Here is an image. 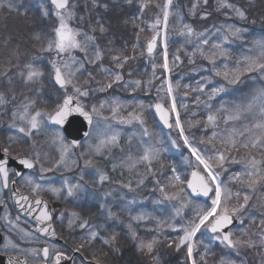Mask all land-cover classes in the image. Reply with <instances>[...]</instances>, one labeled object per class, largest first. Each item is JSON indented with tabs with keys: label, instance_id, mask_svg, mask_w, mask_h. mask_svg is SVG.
Wrapping results in <instances>:
<instances>
[{
	"label": "trees",
	"instance_id": "trees-1",
	"mask_svg": "<svg viewBox=\"0 0 264 264\" xmlns=\"http://www.w3.org/2000/svg\"><path fill=\"white\" fill-rule=\"evenodd\" d=\"M229 2L244 9L246 19H239L230 9L217 10L218 0H208L206 5L203 0L199 2L173 0V5L170 7L172 14L169 18L166 39L169 65L172 69L170 79L174 87L173 95L176 97L185 135L189 137L191 145L206 157L214 155L217 151H225L226 145L222 141H227L230 136L240 141L236 135L237 130L245 129L261 120L258 104L250 112L241 113L239 119L228 120L227 117L233 115V108L236 110L237 106H246L252 96L260 88H264L262 74L245 73L235 84L225 83L221 75L224 72L231 74L234 68H240L241 65L242 70L244 63L236 62L242 55L244 57L260 55V49L255 41L264 40V0H229ZM9 3L12 5L11 8L8 7ZM163 3L164 0H95V3L93 0H79L77 9L80 11V17L84 19L74 23V26H80L97 36L96 43L104 52L102 63L105 67H114L111 57L118 53L135 57L130 59L122 70L124 81L105 92L100 91L96 99L98 104L101 101L106 102L103 106L105 115L110 113L113 99L123 101V111L142 114L143 125L150 131L149 143L151 142V145L159 150L155 163L162 162V170L157 171L156 174L149 173L144 186L126 190L121 186L127 181L124 176L123 157L131 154L133 158H140L144 155V149L146 150L144 145L147 144L145 143L147 136H142L141 129L135 127V121L130 123L131 127L128 125L125 129H119L121 135L117 144L109 146L108 149L103 148L99 153L94 152L97 141L93 135H90L89 139L84 141V145H86L87 161L91 163L87 164L88 166L85 164L84 168L80 166L83 158L75 159L73 155L71 160H65L63 165L56 166V161L60 158L52 140V132L58 128L48 124L45 117L42 127L33 130L31 137H26L24 133L18 131L19 126L25 125L18 117L13 121V111L21 112L23 105L30 100L36 102L29 108L33 113L36 110L49 113L57 105L58 89L49 77L51 60L55 58V54L45 50L51 25L56 21L53 18L54 11L48 17L43 15L45 10L53 9L47 0H0V5H3L0 7V94H3L5 99V103L0 104V139L6 146L11 145L14 149L13 155L39 152L43 160V154L51 152L56 154L54 163L48 161L44 166L51 168L52 171L42 174L45 177L43 184L46 188L49 186L60 188L61 192L57 196L51 191H43V195L53 204L69 206V209L62 206V210L65 211L66 218L73 221L74 234L78 240L77 247L83 244L80 249H89L91 258L102 264H190L186 257V248L181 247L177 250L174 242L183 235L179 230L180 227L194 218L198 206L206 207L211 204L212 194L206 200L193 199L185 189L189 168L196 162L195 157L179 138L178 130L175 127L164 129L158 124L149 108H144L141 113V109L137 107L142 102L149 106L156 100L162 101L165 107L170 106L168 95L161 99L159 94L154 93L151 84L153 80L151 61L155 59L159 67L163 63L159 41L152 56L146 55L143 49L144 41L154 34L148 25L154 22L156 15L160 14L156 4L163 5ZM194 3H197V9L193 15L190 9ZM143 4H147V7L142 9ZM104 5H107V8ZM204 13L208 15L205 17ZM133 19L135 24L132 22ZM97 21L105 26L107 29L105 33H100L98 29L95 33L90 32V26H96ZM185 24L190 25L195 32H204L205 35L189 36L186 31L181 34ZM227 25L239 27L242 35L239 38L229 36L228 40H224ZM140 28L144 31L141 32ZM37 36L40 38L37 39ZM203 39L209 41L207 45L202 46L206 53L217 52L214 64L198 51L195 55H191ZM215 43H219L221 48L226 50V56H219V50L212 49ZM137 44L138 47L133 51V46ZM176 55L180 56V60L173 62ZM190 58L194 62L190 63ZM81 60L83 61V58ZM27 62H32L42 69L44 75L35 81L25 82L19 71ZM85 66L93 73L96 84L94 89L98 90L99 83L108 82L106 74L99 71V62L96 65L85 62ZM216 71L221 72V75L217 76ZM135 80H140L141 85L137 87L130 83ZM201 84L204 85L203 91L199 90ZM220 87L223 91L209 99L211 90ZM107 93L109 95H106ZM227 106L230 112L226 110ZM209 115L216 117L214 122H208ZM14 122L17 127L12 126ZM171 122L174 120L172 119ZM153 129L161 135V144L154 142ZM171 131L175 133V144L166 135V132ZM213 133L216 134L215 137ZM10 137L15 139L10 140ZM33 141H35L34 145ZM4 144L2 145L5 146ZM237 148L238 151L226 152L229 159L224 163L223 169H218L221 173L219 180L232 193L239 191L244 194L250 189L240 181L230 179L237 172L243 173L244 165L233 163L231 157L241 160L251 151L260 154L262 159L264 150L245 149L239 143ZM76 160L78 161L75 167ZM135 162L141 166L140 172L146 170L145 162L140 159H136ZM36 167L40 171V166ZM101 173L106 174L108 180L100 182ZM172 174H178L184 181V184L180 185L184 188V192L177 198L168 199L160 192V186L165 187L169 196L176 193L178 189L173 187L170 181ZM65 180L69 184L79 185L71 196L67 194ZM257 186L259 189L263 188L260 183ZM182 204L187 206L181 207ZM177 209H180L179 214ZM73 212L78 216L73 217ZM244 212L249 213V216L246 214L245 217H239L238 223L230 228L235 236H241L242 229H247L250 236L260 230L264 211L247 206ZM141 215L144 219H135ZM84 220H87L91 227L80 228L79 225ZM91 230L98 233L95 239L89 238ZM133 231L136 233L135 238L132 236ZM213 235L207 229H202L195 237L197 249L194 256L197 260L201 254H204L207 264H219L222 258L231 259L235 264H264V248L259 245L258 236H252V239L257 241L255 246L229 249L225 244L213 239ZM112 236H115L114 241L111 239ZM153 239L157 243L151 252L146 247H140L141 242L146 245ZM170 243L171 247H169Z\"/></svg>",
	"mask_w": 264,
	"mask_h": 264
},
{
	"label": "snow or ice",
	"instance_id": "snow-or-ice-1",
	"mask_svg": "<svg viewBox=\"0 0 264 264\" xmlns=\"http://www.w3.org/2000/svg\"><path fill=\"white\" fill-rule=\"evenodd\" d=\"M95 3V0H93ZM199 2V0H198ZM51 5L53 6L52 10H45L43 15L48 17L52 15L54 11V20L56 21L54 24L51 25L50 28V35L46 41L45 50L49 53H54L55 58L51 60V66L53 70V79L56 84L59 85L61 89L65 90V95L63 97L62 103L58 104L52 113H45L41 110H36L34 113L29 111L31 106L35 105L34 100H30L27 104L23 105V110L19 113L13 111L12 117L13 121L19 118L21 122H24L25 126H19L18 131L20 133H24L26 137H31L33 135V130H39L43 123L44 117H47L48 120L55 122L56 124H64L66 118L72 113L77 112L82 115L89 124L92 123V114L86 111L79 103L76 101V106L72 107L73 101L76 97L83 96L87 97L89 92L87 90L81 89V86L76 81L77 73H79L82 69L85 68V62L87 64L96 65L99 62V71L106 74V79L108 82L100 84L98 90L101 92H105L108 89H111L114 85H119L121 82L124 81V75L122 70L124 69L126 63L130 59H134L135 57H129L123 55L122 53H118L111 57V61L114 63L113 68L105 67L102 63L104 59V52L101 47L96 43L97 36L94 34H90L89 31H85L80 26H73L71 23L73 20L76 19V12L75 6L70 2V0H50ZM203 3L206 5L208 0H203ZM173 5V0H164L163 5L156 4V7L160 9V14L156 15L154 22L148 25L153 30V35L147 39L146 44V51L149 56H152L154 50L157 47V39L164 33L165 35V43H164V50L162 53L163 56V63L160 67L165 70L166 72H171V68L169 65L168 59V51H167V29L169 24V18L172 14L170 12V7ZM3 5H0L2 7ZM8 7L11 8V3L8 4ZM107 8V5H104ZM147 7V4L142 5V9ZM197 9V3L192 5L190 9L191 14H195ZM220 9H230L232 10L236 17L243 20L246 19V12L244 9L238 7L237 5L230 3L229 0H218L217 10ZM208 13H204L206 17ZM227 15V13H225ZM83 20V17L79 18ZM127 22V21H126ZM135 24V19L132 21ZM136 27H140L136 25ZM100 33H105L107 29L105 26L99 21H97L96 26H90V32L95 33L96 31ZM140 31L143 32L144 29L140 28ZM184 31L189 36L196 35L198 37H203L205 35L204 32H195V30L190 25H183V30L181 34H184ZM207 30H205L206 32ZM220 31V29H217ZM242 35V30L239 27H234L233 25L226 26V34L224 35V40H228L229 36L239 38ZM37 39L40 37L37 36ZM139 40V34L137 36ZM111 43V41H109ZM209 41L207 39L201 40L200 44L197 45L196 49L193 51L191 55H195L198 51L200 55L205 56L210 62L213 64L217 58V52H205L203 49V45H207ZM255 44L260 49V55L257 57L246 56L244 57V67L241 70L239 67L230 74L228 72H224L223 76L229 83L235 84L239 81L240 76L244 73H252V72H260L261 78L264 79V40H257ZM138 47L137 45L133 46V51ZM212 49L219 50V56H226V50L221 48L219 43H215L212 45ZM79 51L83 54V61L80 57L75 55L76 51ZM143 54V53H141ZM180 56H174L175 61H179ZM194 62L190 58V63ZM19 67V65H18ZM153 78H155V69L157 65L153 63ZM19 75L25 78V82H32L44 75L42 69L36 67L32 62H27L20 68ZM129 75L131 73L129 72ZM216 75H221V72L216 71ZM231 75V78H229ZM87 76L90 79H94L93 73L89 71ZM131 84L135 86H140L141 81L135 80L131 81ZM166 85V89L164 88ZM71 86L73 89V94H67L68 87ZM127 86V85H125ZM178 87V82H177ZM187 87V86H185ZM159 90H166L168 97L171 99L170 107H165L163 103L157 102L154 105L156 113L159 115V118L168 128L175 127L178 129L179 136L183 139L185 145H188L191 149L192 156L195 157V166L194 170L191 173V179L187 180V188L191 189L193 194L203 195L204 197H209L211 195V204L209 206L203 207L198 206V211H196L195 216L193 219L189 220L186 225H182L180 227V231L183 232V235L179 236L177 240L174 242L175 247L179 250L181 247L186 248V257L187 260L190 261V264H207V260L204 254H201L199 260H197L194 256V253L197 249V241L195 237L198 233L201 232L202 229H207L213 235V239L220 241L221 243L225 244L229 249H238L241 247L246 246H255L257 241L252 239V236H258L259 238V245L264 247V219L260 221V230L256 233H252L249 235L247 229L241 230V236H235L232 231H228L230 225H232L234 219L240 217V214L246 209L251 199L250 195L247 193L243 194L242 202H240L241 193L235 192L232 193L230 189H228L225 185H222L220 182V171L218 169H223L224 163L229 156L226 155L233 150H237L238 141L230 136L227 141H222L226 145L225 151H217L212 156H204L201 154L199 149L193 147L189 141V137L185 135V128L180 119V112L177 109L176 104V97L173 95L174 87L171 82L170 78H166L163 81L161 89ZM200 91L204 90V85L201 84ZM223 91V88H214L211 90L209 95V99L215 96L217 93ZM187 95V93H185ZM163 99V98H161ZM5 103V99L3 94H0V104ZM106 102L101 101L100 107L102 108ZM112 113L113 118H117V115L121 108V102L116 99L112 100ZM259 105V112L261 114V120L255 122L252 125V128H245L244 132L238 133V135L243 136L245 132H252V136L250 139L243 143L242 147L245 149H261L264 150V88H260L251 98V100L247 103L246 106H237L234 115H230L227 117L228 120H235L239 119L241 113L243 112H250L255 105ZM139 109L142 110L144 108L143 103L137 106ZM152 107V105H149ZM186 107V106H185ZM92 113H98V109L94 105L92 107ZM174 114V122H170L172 116ZM121 123H131L133 120L139 121L141 124L144 123L142 118V114L137 115L134 113H129L128 118L119 117ZM208 122H214L216 117L213 115L208 116ZM13 127H17L15 122L12 125ZM191 126V125H189ZM253 129L256 131L253 132ZM235 131V130H234ZM147 135V130L144 132ZM215 133L213 136L215 137ZM119 134H113L110 137H105L99 141V144L96 146V151L100 152L101 149L106 148L112 144H115L118 140ZM10 140H14V137H10ZM62 141V137H61ZM203 142V141H202ZM211 142V140L209 141ZM173 144L176 141H172ZM35 141H33V145ZM72 144H77V141H72ZM215 147V145H213ZM67 146L63 149L61 157L58 161H56V166H61L65 162L64 152H67ZM14 149L11 145L5 147L0 146V186L3 188H7L9 185L10 177L11 176H19L22 175L20 172L15 171L14 169L10 168V160L17 159L19 164L24 166L27 169H33L37 165L40 166V172H49L52 171L51 168H45L43 163L41 162V155L39 152H34L30 154H25L23 156H15L13 157L12 152ZM159 150L155 149H146L144 155L140 157V161L147 162L149 165V172L151 171V162L153 159L158 158ZM233 163H243L245 171L243 173L237 172L234 176L230 177L232 180H238L242 184L246 185L248 189L255 190L257 184H259L262 180H264V158L257 159L255 155L249 151L246 157L241 158V160H236L234 157H231ZM86 164H90L91 161H86ZM135 164L130 165V167H134ZM175 173V169H173ZM246 177V179H245ZM44 177L41 176V179ZM100 182L108 180V176L104 173H101L99 176ZM170 181L172 182V186L177 188L178 191L174 193L172 196H169L168 193L165 191V187L163 185L160 186V192L165 195L168 199L177 198L181 193L184 192V188L180 187V185L184 184V181L181 180V177L178 174H174ZM25 182L31 186V192L36 194V198L33 200L31 197L22 195L17 192L13 193V196H17L16 204L20 206L23 210L24 204L21 201H24L29 206V214L39 209V215L35 217L37 221V230L41 233L49 234L51 236H56L57 233L55 232L54 228L52 227V214L48 208V204L45 200H43L39 193L43 191H51L55 195H59L61 192L60 188L56 187H45L44 185L36 182L31 176L25 177ZM12 183L14 184L15 181L13 180ZM65 185L67 186V194L69 196L74 194V191L79 188L78 184H69L67 180L64 181ZM139 184L144 183V179L141 178L138 182ZM159 183V181H157ZM131 190V183L125 185ZM235 197L236 203H230L231 200ZM4 201L0 199V204H3ZM35 205V207H33ZM42 206V207H41ZM187 206L186 204H182L181 207ZM264 206V205H262ZM180 209H177V214H179ZM109 215H114L109 213ZM63 216V213L61 214ZM73 217L78 216L77 213H72ZM4 218L8 220V213L5 211ZM18 219V218H17ZM135 219H144L143 215L135 217ZM47 222V226H44ZM9 224H14L15 222L12 220H8ZM241 223L243 220L241 219ZM73 224L72 220H69V227L71 228ZM80 228L91 227L88 225V221L84 220L80 223ZM131 228V225H129ZM172 227V225H169ZM25 235L31 236L32 233L25 232V230L21 229ZM98 236V233L95 230H91L89 233L90 239H95ZM133 238H135L136 233L135 231L132 232ZM246 237V238H241ZM113 241L115 240V236L111 238ZM107 242V241H106ZM157 243L155 239L148 242L146 245L141 242L140 247H146L149 252L153 250V246ZM84 245L81 244L76 251H79V248H82ZM171 243L169 247H171ZM15 247V245H14ZM32 252L36 255H40L42 252V258L44 264H48V261L51 260V264H61V262L65 259H71L67 257L63 251H60L55 248L54 245H48L43 247L39 252L36 249H32ZM9 264H12V261L9 260ZM219 264H235L234 261L231 259H224L222 258Z\"/></svg>",
	"mask_w": 264,
	"mask_h": 264
},
{
	"label": "rangeland",
	"instance_id": "rangeland-1",
	"mask_svg": "<svg viewBox=\"0 0 264 264\" xmlns=\"http://www.w3.org/2000/svg\"><path fill=\"white\" fill-rule=\"evenodd\" d=\"M48 2H49V0H47ZM70 2L75 6V12H76V19L75 20H73L71 23L73 24V26H74V23L77 21V20H79V17L81 16V14H79L80 13V11L77 9L78 8V5H79V0H70ZM49 4L51 5V3L49 2ZM52 6V5H51ZM53 7V6H52ZM151 37V36H150ZM149 37V38H150ZM148 39V38H147ZM147 40H145L144 41V43L146 42ZM158 41H159V45H160V48H161V50H162V53H163V50H164V43H165V35H164V33H161V35L158 37V39H157V43H158ZM144 43H143V49H144ZM155 52V51H154ZM145 53V52H144ZM146 54V53H145ZM154 54V53H153ZM75 55L76 56H78V57H81V58H83V55H82V53H80L78 50L75 52ZM146 55H148V54H146ZM55 56V55H54ZM149 56V55H148ZM244 56L242 55L241 56V59H238L236 62H238V64H242V63H245L244 62ZM54 59V58H53ZM152 62L153 63H155L156 65H157V62H156V60L154 59V61H151V64H152ZM241 67H242V65H241ZM240 67V68H241ZM235 69H237V68H234V70ZM90 71V68L89 67H87V66H85V68L84 69H82L79 73H77V76H76V81L78 82V84L81 86V89H82V91L83 90H87L88 92H89V95L87 96V97H83V96H79V97H76L75 98V100L77 101H79V103L81 104V105H83V107L87 110V111H89L91 114H92V123H91V125H90V128H89V131H88V133H87V135L85 136V138H83L78 144H77V146L76 147H73L72 145H70V143L67 141V139L65 138V136H64V134L62 133V131H61V129L59 128V126H56L58 129L56 130V129H54V131L52 132V140H53V142L55 143V146H56V149L58 150V157L60 158L61 157V154H62V151H63V149L67 146V152H64V156H65V160H71L72 159V156L71 155H73L74 157H75V159H77L78 157L80 158V159H82L83 158V161L80 163V166L81 167H83L84 168V166H85V162L88 160V157H87V155H86V145H84V141L85 140H87V139H89V137H90V135H93V137H95L96 138V144L94 145V152H96V153H99V152H97L95 149H96V146L99 144V141L101 140V139H104L105 137H110L111 135H113V134H116V133H118L119 134V136H118V139L120 138V135H121V130L119 131V129L121 128V129H125V128H127L128 127V125L131 127V124L135 121V123H136V126L135 127H139L140 129H141V131H142V136H147L146 138H145V143H147V144H145L144 146L146 147V149H155V150H158V148L157 147H155V146H153V145H151V142L149 143V140H148V135H149V133H150V131H148L147 129H148V127L147 126H144L143 124H141L139 121H136V120H133L132 122H131V124L130 123H121L120 122V119H119V117H124V118H128V114L127 113H129L128 112V110H125V111H123V106H122V103H123V101H121V100H119V102H121V108H120V111H119V113H118V115H117V118H113V113H112V106H111V108H110V113L108 114V115H105V108H101L100 107V102H99V104L96 102V99H97V97H98V93L100 92L99 90H97V89H94V88H96V84H95V82H94V80L93 79H90L88 76H87V73ZM245 74V73H244ZM243 74V75H244ZM52 75H53V70H52V66H51V71H50V75H49V77H50V80L52 81V83L54 84V82H53V80H52ZM242 76V75H241ZM240 76V77H241ZM166 78H170V73L169 72H166L165 70H163L161 67H159V66H157V68L155 69V78H153V80H152V82H151V84H152V89H153V91H154V93H157V94H159V96L161 97V98H164L165 97V95H167V92H166V90H159V89H161V86H162V84H163V81L166 79ZM221 78L224 80V82L226 83V82H228V80H226L225 78H224V76L223 75H221ZM229 78H231V75H230V77ZM99 86H100V83L98 84ZM54 86L58 89V92L56 93V95H59V99H57L58 100V102H57V105L58 104H60L61 103V101H62V99H63V97H64V95H65V90L64 89H61V88H59V87H57L55 84H54ZM115 87V85L112 87V88H114ZM111 88V89H112ZM164 88L166 89V85H164ZM67 94H69V95H71V94H73V89H72V87L71 86H69L68 87V89H67ZM106 95H109V93H107ZM170 99V98H169ZM155 102H161V103H163L162 101H158V100H156V101H153L152 102V104H154ZM143 103V105H144V108H149L150 110H151V107H149L146 103H144V102H142ZM151 104V105H152ZM170 104H171V99H170ZM56 105V106H57ZM96 106V108L98 109V113H92V107L93 106ZM56 106H55V108H56ZM165 106V105H164ZM170 107V106H169ZM54 108V109H55ZM143 108V109H144ZM232 108V107H231ZM54 109L52 110V111H50L49 113H52L53 111H54ZM125 109V108H124ZM228 112H230L229 111V106H227V109H226ZM233 110V112H231V113H233V115L235 114V109L233 108L232 109ZM127 112V113H126ZM132 112H134V111H132ZM151 112H152V110H151ZM134 114H136V113H134ZM45 119H46V121L48 122V124H50L49 123V121H48V119H47V117H45ZM172 119L174 120V114H173V116H172ZM172 119L170 120V122L172 121ZM95 121H96V123H95ZM115 128H117V130L115 129ZM245 128H252V126H248V127H245ZM145 130H147V135H145L144 134V132H145ZM178 130V129H177ZM244 130L245 129H238L237 130V134H236V130H235V134L237 135V137H238V139L240 140V141H238V143L239 144H241V145H243V143H245V142H247V140H249L250 139V137L252 136V132H245L244 133V135L243 136H240V135H238V133H240V132H244ZM256 130L255 129H253V132H255ZM123 133V132H122ZM152 134L155 136V140H154V142L156 143V144H161V135L159 134V133H157L156 132V130H154L153 129V131H152ZM179 134V133H178ZM135 135H136V133H135ZM137 135H138V133H137ZM166 135H167V137L169 138H171V140H176L175 139V133L174 132H166ZM61 137H62V141H61ZM209 137V136H208ZM179 138L181 139V141L183 142V139L179 136ZM208 140H209V138H208ZM210 141V140H209ZM0 142L2 143V144H4V142L0 139ZM117 142H118V140H117ZM117 142L115 143V144H117ZM0 143V146H3L2 144ZM115 144H112V145H115ZM183 144H184V142H183ZM5 145V144H4ZM112 145H110V146H112ZM181 145H182V143H181ZM185 145V144H184ZM6 146V145H5ZM189 150H190V153H191V149L189 148V146L188 145H185ZM7 147V146H6ZM109 147V146H108ZM108 147H106V148H104V149H108ZM144 152H145V149H144ZM57 153V152H56ZM216 153V152H215ZM214 153V154H215ZM49 154H51V155H49ZM144 154V153H143ZM252 154L253 155H255L256 156V158L257 159H261V156H260V154H258L257 152H252ZM13 155V154H12ZM13 156H18V155H13ZM19 156H22V154L21 155H19ZM143 156V155H142ZM141 156V157H142ZM43 160H41V162L43 163V162H45V164L43 163V165L44 166H46V163L49 161L50 163H54V161H55V159H56V154H53L52 152L51 153H48V154H46V155H44L43 154ZM124 159H125V164H123V165H125L124 167H123V169L125 170V172H124V176L126 177V180L127 181H125V183H123V184H121V186H122V188L123 189H126V190H130L128 187H125V185H127V184H129V183H131V189H134V188H136V187H139V186H144L145 185V182H146V179H147V177H148V174L149 173H157V171H160V170H162V168H163V164H162V162H157V163H155L156 162V160L155 159H153L152 160V162H151V171L149 172V165H148V163L147 162H145V166H146V170L145 171H143V172H140V168H141V166L138 164V163H136L135 161H136V159L138 160V159H140V158H133L132 157V155L130 154V155H128V156H126V157H123ZM77 161L78 160H76L75 161V164H74V166L76 167V165H77ZM132 164H135V166L134 167H130V165H132ZM87 165V164H86ZM88 166V165H87ZM86 168V167H85ZM35 170H38V167H35ZM155 171V172H154ZM36 172H38L39 174V180H41V184L42 185H44L43 184V182H45L44 181V179H45V177L42 175V174H44V173H41L39 170L38 171H36ZM169 174V173H168ZM172 175H174V174H172ZM41 176H43L44 178L43 179H41ZM55 177H56V175H55ZM58 178V177H57ZM141 178H143L144 179V183L143 184H139L138 182H139V180L141 179ZM260 184H261V186L263 187V188H260L259 189V187L258 186H256V188H255V190H252V189H250V191H246L245 193H247L248 195H250V197H251V199H250V201H249V204H248V207H254V210H259V209H261V211L263 212L264 210H263V208H264V206H262V205H264V180H262L261 182H260ZM65 187L67 188V186L65 185ZM242 197H243V194H241V198H240V202H242ZM230 203H232V204H235L236 203V200L233 198L232 200H231V202ZM59 205V204H58ZM61 205L62 206H64L65 208H67V209H69V206L68 205H64V204H60V208H61ZM246 214H247V216H249V213H241L240 214V217H245L246 216ZM264 248V247H263ZM263 253H264V251H263Z\"/></svg>",
	"mask_w": 264,
	"mask_h": 264
},
{
	"label": "flooded vegetation",
	"instance_id": "flooded-vegetation-1",
	"mask_svg": "<svg viewBox=\"0 0 264 264\" xmlns=\"http://www.w3.org/2000/svg\"><path fill=\"white\" fill-rule=\"evenodd\" d=\"M9 166L15 170L12 164H9ZM36 171L35 168L23 171L21 172L22 175L10 177L7 188L0 186V199L4 201L3 204H0V264H4V259L8 257L19 259L16 264H25V261L28 264H44L42 252L40 255H36L32 252V249H36L39 252V250L48 245H54L56 249L63 251L67 257L71 258L63 260L61 264L100 263L91 258L89 249L82 250L79 248V251H76L78 240L74 234L73 224L71 228L69 227V219L66 218L62 205L60 208V204H53L43 195V192L39 193V196L47 200L51 208L54 209L51 223L57 235L51 236L37 230L35 217L39 213L29 214L27 211L28 204L22 203L24 204L23 210L16 204L15 196H13L14 187L31 198H36V194L31 192V186L25 182V177L31 176L36 182L41 184L40 177ZM13 180L15 181L14 184L12 183ZM5 211L8 213V220L14 221V224H9L8 220L4 218ZM62 213L63 216H61ZM44 226H47V222ZM21 229L32 233V235H25ZM48 264H51V260L48 261Z\"/></svg>",
	"mask_w": 264,
	"mask_h": 264
},
{
	"label": "water",
	"instance_id": "water-1",
	"mask_svg": "<svg viewBox=\"0 0 264 264\" xmlns=\"http://www.w3.org/2000/svg\"><path fill=\"white\" fill-rule=\"evenodd\" d=\"M50 2V0H49ZM146 44H147V41L144 43V52L147 54V51H146ZM155 51V50H154ZM52 80L54 82V84L59 87L58 84L55 83L54 79H53V75H52ZM60 88V87H59ZM63 101V99H62ZM61 101V103H62ZM157 102H155L153 105H152V113H153V116L155 117L156 121L160 124V126H162L164 129H167L168 127L163 123V121L160 120L159 118V115L156 113L155 111V108H154V105L156 104ZM76 106V100L74 99L73 101V104H72V107H75ZM85 109V108H84ZM86 110V109H85ZM87 111V110H86ZM54 112V111H53ZM89 112V111H88ZM90 113V112H89ZM49 123L51 125H56V126H59L62 133L64 134L65 138L67 139V141L70 143V145H72L73 147H76L77 144L83 139L85 138V136L87 135L88 131H89V128H90V125L88 123V121L82 116L80 115L79 113L77 112H72L65 120L64 124H56L55 122L51 121V120H48ZM72 141H77V144L73 145L72 144ZM23 156V155H22ZM10 164H12L15 168V170L17 172H23V171H27V170H31V169H27L25 168L24 166L20 165L19 164V161L17 159H11L10 160ZM194 166L195 165H192L190 168H189V173H188V177L186 179V182H185V189L186 191L190 194V196L193 198V199H203V200H206L208 197H204L203 195H197V194H193L191 189L187 188V180L191 179V173L192 171L194 170ZM17 188L14 187V190L13 192H17ZM19 191V190H18ZM20 194L22 195H26L28 196L27 194H24L22 192L19 191ZM210 196V195H209ZM30 197V196H29ZM15 198V202H16V199H18L17 196L14 197ZM42 198V197H41ZM33 200L35 198H32ZM43 200H45L44 198H42ZM48 204V208L49 210L51 211V214L53 215L54 213V209L51 208L50 206V203L45 200ZM21 203H25L24 201H21ZM27 204V203H25ZM33 207H35V205H33ZM42 207V206H41ZM27 211L29 212V206L27 208ZM33 214L35 213H39V209H37L36 211L32 212ZM238 222V219H234L232 225L229 226V228L227 229L228 231L230 230L231 227H233L234 225H236ZM209 232V231H208ZM211 233V232H209ZM212 234V233H211ZM9 260L12 261V264H16L17 260L19 259H16L14 257H8V258H5L4 259V264H9ZM24 262V261H23ZM26 262V263H25ZM24 263L25 264H28L27 261H25ZM94 264H101V263H94Z\"/></svg>",
	"mask_w": 264,
	"mask_h": 264
}]
</instances>
